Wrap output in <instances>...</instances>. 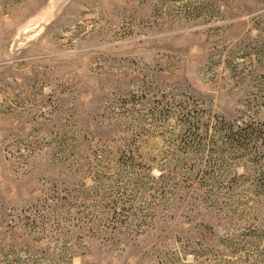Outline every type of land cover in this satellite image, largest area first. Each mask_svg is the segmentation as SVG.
<instances>
[{
    "label": "rangeland",
    "instance_id": "1",
    "mask_svg": "<svg viewBox=\"0 0 264 264\" xmlns=\"http://www.w3.org/2000/svg\"><path fill=\"white\" fill-rule=\"evenodd\" d=\"M230 122L264 128V0H0V264H264Z\"/></svg>",
    "mask_w": 264,
    "mask_h": 264
},
{
    "label": "trees",
    "instance_id": "2",
    "mask_svg": "<svg viewBox=\"0 0 264 264\" xmlns=\"http://www.w3.org/2000/svg\"><path fill=\"white\" fill-rule=\"evenodd\" d=\"M240 124L230 122L228 128H225L221 132L229 136V141L231 143H234L237 146H241L242 144H244V148L249 150L251 154H253L255 157H260V159H258L259 167H261V170H264V156L261 155H264V151L261 152L260 149V151H256V149L250 147L253 144L260 146L264 142L263 125L258 124V126L253 127L251 123L247 122L242 123V125ZM245 142H247V145L245 144ZM261 170L260 173L264 178V171Z\"/></svg>",
    "mask_w": 264,
    "mask_h": 264
}]
</instances>
